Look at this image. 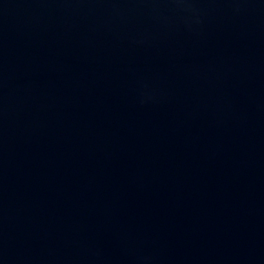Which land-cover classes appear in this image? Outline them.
Instances as JSON below:
<instances>
[{
    "label": "water",
    "instance_id": "obj_1",
    "mask_svg": "<svg viewBox=\"0 0 264 264\" xmlns=\"http://www.w3.org/2000/svg\"><path fill=\"white\" fill-rule=\"evenodd\" d=\"M0 264H264V0H0Z\"/></svg>",
    "mask_w": 264,
    "mask_h": 264
}]
</instances>
